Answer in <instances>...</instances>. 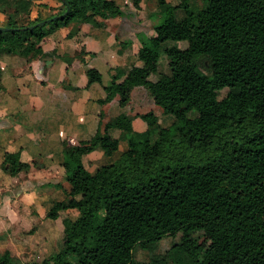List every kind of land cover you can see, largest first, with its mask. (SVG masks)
<instances>
[{"label": "trees", "instance_id": "16d2710c", "mask_svg": "<svg viewBox=\"0 0 264 264\" xmlns=\"http://www.w3.org/2000/svg\"><path fill=\"white\" fill-rule=\"evenodd\" d=\"M60 1V10L32 18L33 0H0V59L42 56L41 41L57 30L76 22L67 38L82 28L92 34L124 14L116 0ZM153 1L150 17L160 21L139 47L138 63L107 77L86 66L85 74L87 87L103 88L96 104L118 97L124 108L133 88L143 86L171 122L162 126L149 111L140 115V133L122 110L77 144L60 138L70 191L45 216L67 214L62 247L29 264H264V0H202L200 8L190 0ZM83 54L62 59L84 62ZM23 150L5 153L4 173L30 170ZM96 150L110 160L87 167L83 157ZM165 237L179 240L162 258L135 260L136 248L153 252ZM0 264H17L10 250L0 253Z\"/></svg>", "mask_w": 264, "mask_h": 264}, {"label": "crops", "instance_id": "0c3cea01", "mask_svg": "<svg viewBox=\"0 0 264 264\" xmlns=\"http://www.w3.org/2000/svg\"><path fill=\"white\" fill-rule=\"evenodd\" d=\"M116 1L124 11L123 15L130 16L128 12L134 13V10L146 9L147 0H141L138 9L135 8L133 0L128 3L126 0ZM61 8L60 0H33L31 16L32 18L38 15L47 17ZM155 9L156 7L152 12ZM4 21L5 15L0 13V25ZM75 25L77 23L73 22L43 39L40 43L44 52L42 56L24 58L18 55L4 54L0 59L2 69L0 80V173L8 177L5 179L7 187L10 189L14 187L16 191L22 190L19 187L23 186L21 184L26 182L27 177L32 181L42 179L41 183L37 182L36 190H32L28 195L25 194L26 198L40 199L37 203L36 201L30 203L33 212L38 208L37 213L43 210L46 214L54 201L68 198L70 183L58 176L56 172L62 149L60 138L75 137L79 139L84 134H93L99 126L98 115L93 109L96 106V100L101 96H98L99 90L95 84L87 87L86 66L95 67L102 73H112L113 69L117 67L128 68L134 58L136 59V53L140 47L137 39L139 44L137 51L129 53V49L121 48L123 46L117 37L119 34L108 29L86 35V30L82 28L72 37L67 38L68 33L75 29L73 27ZM133 42L135 40H132ZM76 50L83 51L85 59L89 53L106 52L110 54L113 65L109 67V65L100 62L97 60L99 57H92L93 60L86 65L78 58L70 64L62 59L64 55H73ZM45 63H47L48 70L46 82L49 87L39 83L34 76L35 68ZM73 87H77V89ZM117 101L118 97L107 104L115 102L114 104L119 106ZM122 110L123 108L118 107V111ZM113 113H109L106 121L119 112L114 115ZM133 125L138 131L135 119ZM21 148H24L22 159L26 154L27 158L25 159L31 163L30 170L26 174L24 173L26 178L22 179L20 177L23 172L11 176L4 173L1 168L5 153L17 152ZM124 148L126 145L122 147V149ZM25 195L22 197L25 198ZM34 203L36 204L33 205ZM74 215L71 217H76L78 212L76 211Z\"/></svg>", "mask_w": 264, "mask_h": 264}, {"label": "rangeland", "instance_id": "374dc122", "mask_svg": "<svg viewBox=\"0 0 264 264\" xmlns=\"http://www.w3.org/2000/svg\"><path fill=\"white\" fill-rule=\"evenodd\" d=\"M128 1L131 0H126L127 3ZM169 1L173 3L179 2V0ZM190 2L195 8H200L203 6L202 0H190ZM154 7V1L147 0L145 5L146 9H142L140 11L134 10V13L128 12L130 16L123 15L118 18L109 19V22L107 21V25L109 26L108 30H114L116 33L119 34L117 37L118 41L121 42L123 46L121 47L122 49H129V53H134V51H137L139 47L137 39L140 43V46L142 42H148V39L153 34V26L159 23L160 21L159 18L156 19L150 17V14L152 13ZM135 8L138 9L139 7L136 6ZM33 15L35 14L33 13ZM73 27L76 28V25ZM85 34L89 35L87 32H85ZM132 40H135V42L132 43ZM175 44L181 45L182 47L187 46L186 42H175ZM94 53L96 54L91 55L89 53L86 59L84 58L85 63L81 60L80 61L84 64H90V61L93 60L92 57H99L97 58V60H99L100 62L109 65V67L113 65V61L111 60L110 54H107L103 51ZM133 62L138 63L135 58ZM46 66L47 63L37 66L34 70V76L36 77L35 79L39 83L43 85H48L45 87H49V84H47L46 82L48 79V70ZM160 69L162 71L167 70V59L164 55L161 56ZM106 74H108V72L104 73L105 77H107ZM152 79L155 80L156 76L153 75ZM95 85L99 90L98 96H104L102 86L100 84ZM226 92L227 89H223L221 91L220 97H223ZM114 103L115 102L105 105L96 104L93 110L98 115L99 123L100 121L101 123H104L108 119L109 113L114 112V115L119 112V106ZM123 111H125L130 116L134 117V119L136 120V128L140 133L144 132L145 129L144 123L141 122L143 120L140 118V115L149 111L154 112L158 116L160 124L162 126H166L171 122L170 115H166L163 113L161 107L155 104L147 88L143 86H137L133 89V91L131 92L130 101L128 105L123 108ZM99 114L101 116H99ZM102 127L103 125L101 124V128ZM113 135L115 137L119 136V131L114 130ZM66 140L69 144L78 143V139H76L75 137H67ZM125 145L126 141L121 140L120 149H122V147H125ZM24 157L27 158V155L24 154ZM109 160L110 158L105 156L100 150H96L90 153L88 156L83 157V162L87 167H93ZM56 172L58 173V176L64 179V170L60 163L56 169ZM24 173L26 174V172H23L22 176L20 177L21 179L25 177ZM7 178L8 177L6 175L0 173V253L4 252L7 249L10 250L14 261L17 264L41 262L42 260L48 258L53 253H56L61 249L63 233L62 219L67 214L65 212H61L60 217L56 221H54L47 218L43 210L37 213L36 211L38 210V208H36L35 206V212L32 211L33 208H31L30 203L35 201L37 203V201H39L40 199H29L26 198L25 194L27 193L28 195L32 190H36V184L37 182L41 183V178L32 181L29 180V178L27 177L26 182H23L21 184L23 186L19 187L22 188V190L20 191L14 190V187H11V189L8 188L5 184V179ZM28 184H31L32 186ZM23 195H25V198L22 197ZM36 203H34L33 205H35ZM75 213V210H69L68 212L69 216H75ZM178 240V237H165L159 242V245L153 252H149L141 248H136L134 251V258L137 261H148L152 255L162 258V253L170 247L172 242ZM169 264L173 263L170 262Z\"/></svg>", "mask_w": 264, "mask_h": 264}, {"label": "water", "instance_id": "95a60500", "mask_svg": "<svg viewBox=\"0 0 264 264\" xmlns=\"http://www.w3.org/2000/svg\"><path fill=\"white\" fill-rule=\"evenodd\" d=\"M68 11V10H67ZM66 11V12H67ZM53 18H55V17H53ZM53 18H51V19H46V20H43V21H40V22H38L37 24H39V25H44L45 23H48L49 21H51Z\"/></svg>", "mask_w": 264, "mask_h": 264}]
</instances>
